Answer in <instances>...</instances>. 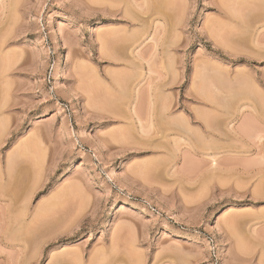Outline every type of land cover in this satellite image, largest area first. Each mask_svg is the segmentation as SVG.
<instances>
[{
  "label": "rangeland",
  "instance_id": "obj_1",
  "mask_svg": "<svg viewBox=\"0 0 264 264\" xmlns=\"http://www.w3.org/2000/svg\"><path fill=\"white\" fill-rule=\"evenodd\" d=\"M0 264H264V0H0Z\"/></svg>",
  "mask_w": 264,
  "mask_h": 264
},
{
  "label": "bare ground",
  "instance_id": "obj_2",
  "mask_svg": "<svg viewBox=\"0 0 264 264\" xmlns=\"http://www.w3.org/2000/svg\"><path fill=\"white\" fill-rule=\"evenodd\" d=\"M53 30L52 26H51V31ZM53 32V31H52Z\"/></svg>",
  "mask_w": 264,
  "mask_h": 264
}]
</instances>
